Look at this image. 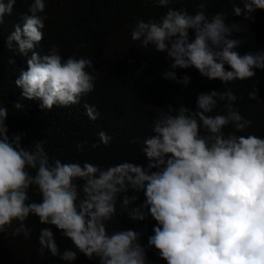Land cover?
I'll use <instances>...</instances> for the list:
<instances>
[{
    "label": "clouds",
    "instance_id": "clouds-1",
    "mask_svg": "<svg viewBox=\"0 0 264 264\" xmlns=\"http://www.w3.org/2000/svg\"><path fill=\"white\" fill-rule=\"evenodd\" d=\"M145 2L166 11L157 19L137 20L130 39L166 54L171 63L163 78L187 85L190 77H177L175 70L194 68L208 80H220L224 90L197 94L195 110L184 104L160 108L140 149L146 166L62 161L49 156L42 140L22 146L20 135L9 136V109L0 102V234L11 229V236L29 238L26 221L31 215L42 225L54 226L75 249L61 251L51 227H44L38 236L40 257L47 249L67 264L78 253L99 264H147L146 248H154L166 264H264V138L238 135L253 122L234 107L242 97L226 87L264 70V51L238 52L242 41L232 37L239 24L227 23L223 12L206 14L209 0H200L194 14L170 6L186 0ZM229 2L233 15L247 20L264 10V0ZM16 3L0 0V25ZM45 8V0H32L6 43L11 50L15 42L27 57L26 70L14 81L20 96L51 110L54 105L79 104L94 90L98 73L92 58L64 59L55 45L44 55L35 51L44 38ZM8 62L16 63L12 57ZM253 89L248 98L258 100L255 85ZM220 102L221 112L210 115ZM13 106L21 109L23 104ZM84 109L90 120L98 118L95 106L85 103ZM229 126L232 131L225 133ZM97 135L101 144H110L106 131ZM82 147L77 144L78 150ZM33 189L39 201L30 197ZM130 191L143 193L140 204L135 205L139 196L128 195ZM118 214L132 221L149 216L155 221L146 246L139 231L111 228Z\"/></svg>",
    "mask_w": 264,
    "mask_h": 264
},
{
    "label": "trees",
    "instance_id": "trees-1",
    "mask_svg": "<svg viewBox=\"0 0 264 264\" xmlns=\"http://www.w3.org/2000/svg\"><path fill=\"white\" fill-rule=\"evenodd\" d=\"M31 2L17 0L12 14L5 15L0 25V102L9 109L5 121L8 134L20 135L22 146L31 147L32 142L42 140L49 156L62 161H89L104 167L128 161L146 166L147 160L140 149L144 138L151 135L160 108L184 104L195 110L197 94L224 90L220 80H208L194 68L175 70L177 77H190L187 85L164 79L163 73L171 63L166 54L156 52L152 46L150 49L141 48L139 41L130 39L137 20L157 19L166 9L145 0H45L44 38L36 45L35 51L44 55L55 45L64 59L69 56L92 58L98 74H95L94 90L83 96L79 104L54 105L51 110H41L39 101L20 96L21 90L14 81L21 69L26 70L27 57L20 54L15 42L11 50L6 43L14 26L21 23L20 14L27 13ZM199 3L200 0H186L170 6L184 7L194 14L199 10ZM232 7L229 0H209L206 14L223 12L227 14V23L239 24L240 31L234 32L232 38L242 41L236 49L241 54L264 51V10H257L254 19L247 20L243 16H234ZM9 57L16 63L9 64ZM255 71L254 78L237 80L226 87L242 97L234 107L253 122L247 132L238 135L254 133L264 138V70ZM253 85L258 100L248 98V93L254 90ZM17 101L23 104L21 109L13 106ZM85 103L95 106L99 113L96 120H90L85 114ZM223 104L220 102L210 115L221 112ZM101 130L112 137L107 146L99 142L97 133ZM224 131H232V127ZM78 143L83 146L81 150L77 149ZM93 143L99 147L93 148ZM29 194L33 200L41 198L34 189ZM133 194L139 196L135 205L140 204L143 193H128ZM115 220L111 228L139 231L141 244L147 245L155 224L150 216L144 221H132L127 215L118 214ZM26 224L32 231L27 239L23 234L11 236V229H8L9 234H0V264H67L52 256L47 249L41 258L37 251L38 236L42 228L51 227L61 251L73 248L70 240L54 226L40 224L35 216L30 215ZM146 255L147 264H166L154 248H146ZM71 264H99V261L78 253Z\"/></svg>",
    "mask_w": 264,
    "mask_h": 264
}]
</instances>
